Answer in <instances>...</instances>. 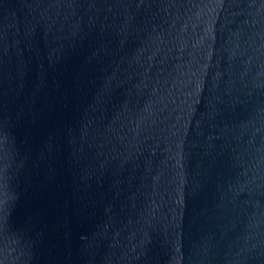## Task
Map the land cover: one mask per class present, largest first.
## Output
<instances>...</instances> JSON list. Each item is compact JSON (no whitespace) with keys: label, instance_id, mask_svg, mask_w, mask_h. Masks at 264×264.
Instances as JSON below:
<instances>
[{"label":"water","instance_id":"95a60500","mask_svg":"<svg viewBox=\"0 0 264 264\" xmlns=\"http://www.w3.org/2000/svg\"><path fill=\"white\" fill-rule=\"evenodd\" d=\"M0 264H264V0H0Z\"/></svg>","mask_w":264,"mask_h":264}]
</instances>
